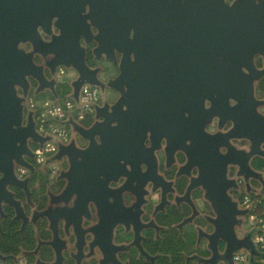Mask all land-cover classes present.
Masks as SVG:
<instances>
[{"label":"flooded vegetation","instance_id":"flooded-vegetation-1","mask_svg":"<svg viewBox=\"0 0 264 264\" xmlns=\"http://www.w3.org/2000/svg\"><path fill=\"white\" fill-rule=\"evenodd\" d=\"M223 3L257 5L252 0ZM84 12L88 28L80 45L85 63L94 71L97 88L114 94L100 100L99 107L106 105L102 114L109 115L110 106L125 99L128 87L143 95L133 101L134 120L145 129L143 147L128 162L121 161L123 170L114 175L85 173L75 165L82 161L78 155L72 164L67 157L56 159L58 147L43 165L37 164L31 141L27 149L32 155H22L25 166L1 158L0 264H229L220 237L213 255L208 236L216 231L218 215L207 194L224 192L236 205L241 214L234 234L245 245L247 234L251 239L243 229L246 195L264 191L257 179L264 182V171L257 168L264 144L252 148L246 139L252 119L248 85L256 114L264 116V39L262 52L254 53L246 66V23L233 26L231 48L220 56L218 0H97ZM56 22L51 19L47 32L38 27L44 43L60 33ZM18 48L33 51L26 42ZM123 55H134V62L122 63ZM51 57L35 53L33 61L56 80L60 67L50 72ZM118 76L117 89L108 88ZM29 84L28 95L37 88L33 79ZM80 139V144L71 140L78 150L89 144ZM94 142L100 143L99 138ZM71 165L74 171L67 174ZM17 166L27 170L23 179ZM249 169L254 178L246 177ZM241 250L246 252L242 246L231 251L232 264Z\"/></svg>","mask_w":264,"mask_h":264},{"label":"water","instance_id":"water-1","mask_svg":"<svg viewBox=\"0 0 264 264\" xmlns=\"http://www.w3.org/2000/svg\"><path fill=\"white\" fill-rule=\"evenodd\" d=\"M94 1L97 0H0V161H3L1 158L6 157L8 162L14 159L18 165L25 166L21 156L32 155L27 149V142L30 140L42 145L49 140L36 134L32 113H28L24 120L23 101L20 99V96H28L29 79H33L37 83L35 94L49 91L54 97H57V82L54 78H47L44 68L34 63L35 53L42 56L52 55L48 63L51 73H54L57 67H64L76 72V79L70 83V97L74 100L77 99L82 85L89 84L99 87V84L93 79L94 71H91L85 63L84 50L80 45V36H85L83 30L88 28L86 17H82L81 12L87 4L91 8ZM217 16L218 38L220 49H223V52L220 53L222 57H226L227 51L231 48L233 26H241L246 23V43H250V46H246V49H249L246 51V66L250 65L252 55L262 52L259 42L264 39V5L246 4L245 6L229 7L223 3V0H218ZM54 17L58 18L56 26L61 31V36L53 37L50 42L44 43L38 33V27L47 32L51 19ZM89 19L93 24L94 19L90 13ZM240 32L243 33V30ZM235 39L242 41L243 37ZM96 41L98 43L96 52H99L101 48L99 37L96 38ZM19 42L30 43L33 51L20 50ZM127 42L130 43V41ZM239 56L243 57L244 54L241 53ZM122 63L130 65L127 55H123ZM220 63L226 64L227 60ZM123 74L125 73L123 72ZM121 76L108 81V88L116 90L117 82ZM17 89L20 90L19 95ZM139 96L144 97L141 94H134L131 87H128L125 99H119L110 106L111 113L109 115L102 114L106 105L98 106L95 112L96 121L87 128L69 120L68 123L72 131L89 141V144L82 150L76 149L74 141H70L66 146L60 144L54 158L67 157L72 164L73 158L78 155L82 161L80 163L74 161L75 165L77 164L81 170L90 174L93 172L96 175L98 173L114 175L117 171L123 170L121 161L128 162L133 153L143 147L145 129L137 126L139 123L134 120L133 112L134 107H137L133 101ZM246 96L250 102L252 118L249 127L247 126L246 139L252 148H257L260 144H264V116L260 117L255 112L256 103L252 87L249 85L246 88ZM122 107L127 110L121 111ZM101 117L103 119L99 121ZM112 122L117 123L115 129L110 127ZM13 126L14 131H12ZM95 137L99 138L100 143L94 142ZM17 142H20L19 148L16 147ZM89 158H92L91 162ZM246 168L248 170V167ZM73 171L71 165L66 173L69 174ZM246 177L254 178V172L249 169ZM257 179L264 190L263 180L260 176ZM248 186L247 183V188H249ZM207 197L218 215L214 223L216 231L208 236L213 255H216V238L220 237L226 241L225 255L229 264H232L231 251L237 250L240 246L248 251L250 258L257 256L258 253L250 239V234L246 236L245 245L235 237V218L241 214L236 205L228 201L224 192L214 194L208 191Z\"/></svg>","mask_w":264,"mask_h":264},{"label":"clouds","instance_id":"clouds-1","mask_svg":"<svg viewBox=\"0 0 264 264\" xmlns=\"http://www.w3.org/2000/svg\"><path fill=\"white\" fill-rule=\"evenodd\" d=\"M252 2L257 5L259 4V0H252ZM85 9H90V8L88 5L84 6L83 12L81 13L82 17H84ZM60 33L57 34L58 38L61 36ZM112 52H116V50L113 49ZM134 60H135L134 55H129V61L134 62ZM89 87L90 86L87 85L84 86V96L81 99L80 103H73L71 100H66L62 104L56 102L54 108L52 107L53 104L52 101H47L44 104L39 105V108L41 109L38 117V122L40 126L38 127L37 132L39 134L49 136L52 139L48 142V144L45 147L34 150L37 164L43 165L45 159H50V157L45 155V153L51 151L54 154L55 151L57 150L58 145L64 144L66 146L70 142L74 133H72L71 128L67 126L68 119L74 113L78 118H83L87 114V112L91 110V104L94 98L96 97V93L90 92ZM19 91L20 90L17 89L18 95H19ZM124 91L127 92L126 87L124 88ZM20 99L23 101L22 107L25 109V113H24L25 118L27 117L28 112H32L35 118L36 110L38 107L35 101H33L30 97H23V96H20ZM126 110H127L126 108L121 109V111H126ZM184 118L185 119L188 118L187 113L184 114ZM46 122H47V130L45 129ZM110 127L115 129L117 127V123L112 122L110 124ZM12 131H14V126L12 127ZM19 146H20V142H17L16 147L19 148ZM220 151L223 152L225 150L221 149ZM21 158L25 159V157L23 156H21ZM50 167H54V165H50ZM17 172H18V178L21 179H23L28 175L27 170L19 168L18 166H17ZM2 178H3V174L0 173V179ZM99 179L101 180L102 177L100 176ZM245 206H248L247 203ZM251 219L255 220V217H252ZM253 239H254V243H264V239H262L260 236H255Z\"/></svg>","mask_w":264,"mask_h":264},{"label":"built area","instance_id":"built-area-1","mask_svg":"<svg viewBox=\"0 0 264 264\" xmlns=\"http://www.w3.org/2000/svg\"><path fill=\"white\" fill-rule=\"evenodd\" d=\"M63 76H64V72L62 71V68L58 69V71L56 73V76H55L56 80L61 82L59 79H61ZM85 85L90 86L89 87V91L90 92H95L96 93V97L94 98V100H93V102L91 104V110L88 111L87 114L83 118H78L76 116V114L74 113V114H72L70 116L68 121L72 120V121H74L77 124H79V122L82 123V122H84L86 120L87 117H93V115L96 112V108L100 105L99 89L96 86L89 85V84H84V85L81 86V88H80V90L78 92V96H77L76 100H74L73 98H72V100L71 99L70 100L73 103H80L81 99L84 96V86ZM55 100H57V99H45L42 104H44L47 101H52L53 102L52 107L54 108L55 105H56ZM40 111H41V109L37 108L35 118H34L33 113L31 112L32 115H33L34 130H35V132H36V134L38 136L46 137L49 140L46 141L45 143H43V145L41 147H37V149L45 147L48 144V142L52 139L49 136L42 135V134H39L37 132V129L40 126L39 122H38V117H39ZM68 121H67V126L69 125ZM45 129L47 130V122L45 123ZM45 155L50 157V156L53 155V153L51 151H49V152L45 153ZM258 196H260V198H262L264 200V191L261 194L259 193ZM246 203L248 205V206H246V210L248 211V216L250 218L255 217V220H253L254 221L253 230L251 231V241H252V243H253L258 255L253 257V258L257 261L258 264H264V258H260L259 257V253H264V243H254V239H253L255 236H260L262 239H264V221L255 214V210L257 208V205L261 203V199H259V198H251L250 196L246 195ZM251 259L252 258H250V255H249L248 251H246V253H244L241 250V251H238L237 253L234 254L233 261L235 262V264H251Z\"/></svg>","mask_w":264,"mask_h":264},{"label":"rangeland","instance_id":"rangeland-1","mask_svg":"<svg viewBox=\"0 0 264 264\" xmlns=\"http://www.w3.org/2000/svg\"><path fill=\"white\" fill-rule=\"evenodd\" d=\"M62 71L64 72V76L61 79H59L61 82L58 83L56 86V88L58 89L57 93H58L59 99L55 100V103L59 102L61 104L63 102H65L66 100H70V99L72 100V98L70 97L71 87L67 82H71L72 79L74 78V74H75L74 71L71 69L62 68ZM66 83L68 84V86H64V84H66ZM27 97H30L33 101H35V103L38 106L37 108H39V105H42V103L45 99H53V97L47 91H44V92H41L38 94L31 93ZM113 97H114V94L111 90H108V89L104 90V91L99 90V98L102 102L107 101L109 99H113ZM79 124L81 126H84V127L90 126L92 124V117H87L84 122H82V123L79 122ZM68 127H70V126L68 125ZM71 131H72V129H71ZM72 133H74V132L72 131ZM72 139H74V141L77 144L81 143V139H80L79 135H77L76 133H74L71 140ZM32 148L34 150L37 149V143H33ZM253 186L257 187L254 183H253ZM259 191H260V188H258L253 193H255V192L258 193ZM253 223H254V221L249 216H246V219H245L244 225H243V229L246 231V233H250L253 230ZM243 252L246 253L245 251H243Z\"/></svg>","mask_w":264,"mask_h":264},{"label":"trees","instance_id":"trees-1","mask_svg":"<svg viewBox=\"0 0 264 264\" xmlns=\"http://www.w3.org/2000/svg\"><path fill=\"white\" fill-rule=\"evenodd\" d=\"M64 86H68V84H64ZM57 88H56V93H57ZM58 94V93H57ZM257 168L264 171V160L263 161H260L258 164H257ZM253 198H259L261 199V203L257 205V208L255 210V214L261 218L263 221H264V200L262 198H260V196H254L253 195ZM259 257L260 258H264V253H259ZM251 264H258L257 261L252 258L251 259Z\"/></svg>","mask_w":264,"mask_h":264},{"label":"crops","instance_id":"crops-1","mask_svg":"<svg viewBox=\"0 0 264 264\" xmlns=\"http://www.w3.org/2000/svg\"><path fill=\"white\" fill-rule=\"evenodd\" d=\"M256 191V190H255Z\"/></svg>","mask_w":264,"mask_h":264}]
</instances>
